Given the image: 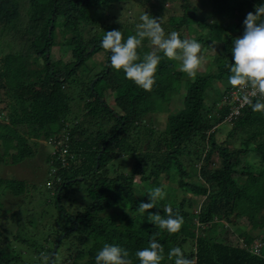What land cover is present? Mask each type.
Wrapping results in <instances>:
<instances>
[{"label":"trees","instance_id":"obj_1","mask_svg":"<svg viewBox=\"0 0 264 264\" xmlns=\"http://www.w3.org/2000/svg\"><path fill=\"white\" fill-rule=\"evenodd\" d=\"M151 1L0 0V168L32 170L37 157H43L47 168L38 187L44 196L37 200L41 210L31 197H23L31 182L0 177V216L18 220L39 214L32 219L33 224L37 221L34 234L20 233L30 221L21 227L23 220H18L15 226L20 241L34 254L15 253L0 231V264H18L21 256L43 264L42 255L50 258L57 239L53 264H59L64 251L68 259L62 264H95L105 244L121 246L133 264H139L135 253L153 239L163 245L161 264H174L175 258H169L174 247H181L195 264H264V257L252 252L254 234H238L235 243L227 240L228 229L241 217L264 232V113L242 105V93L228 84L233 42L243 35L247 13L262 0H199L197 5L192 0H162L177 2L180 10L161 22L166 34L176 31L183 39L184 31L199 28L196 39L204 63L195 78L147 38L138 50L141 57L152 51L161 56L150 92L112 68L109 51L104 65L91 62L88 67L92 55L105 51L104 32L134 35L141 21L126 14L132 6ZM97 9L107 13L99 15ZM213 43L216 51H206ZM55 46L68 49L66 60H52ZM161 110L167 111L168 130L147 127V116ZM227 116L230 130L219 144L211 128ZM39 141L47 145L46 153ZM250 151L260 157L258 172L249 173L247 181L233 178L248 172L239 156ZM213 152L219 165L211 161ZM171 185L181 200L171 193ZM155 187H162L167 196L149 211L166 217L165 209L171 207L179 213L184 222L178 233L150 223L147 213L138 211L141 202H150ZM5 192L28 202L20 209L31 214L10 213L11 200L5 201L7 207L1 200ZM50 205L54 217L46 214ZM40 226L45 230L37 241Z\"/></svg>","mask_w":264,"mask_h":264},{"label":"clouds","instance_id":"obj_2","mask_svg":"<svg viewBox=\"0 0 264 264\" xmlns=\"http://www.w3.org/2000/svg\"><path fill=\"white\" fill-rule=\"evenodd\" d=\"M136 32L124 38L120 30L104 32L101 47L110 52V66L122 71L125 79L145 91H152L156 84V73L161 56L157 51L144 54L138 51L147 38L157 50L169 59L180 62V70L189 77L195 78L204 63L202 45L197 39L181 38L176 31L165 33L161 20L144 13L139 17ZM243 35L235 38L231 48L230 75L228 84L242 93V105L250 106L253 112L264 113V0L248 12L243 21ZM167 196L162 187H155L149 197L150 202H141L138 211L147 213L148 221L165 229L169 233H178L183 225V217L173 213L171 207L165 209L166 217L159 212L149 210L155 208L156 202ZM254 242V241H253ZM242 243V241H241ZM263 246V244H262ZM261 252L258 256H261ZM163 245L158 240H151L149 246L138 250L135 256L139 264H161L164 259ZM174 257V264H195L194 259L185 256L181 247H174L169 258ZM95 264H133L126 249L116 244H105L96 253ZM43 264H53L47 255H42Z\"/></svg>","mask_w":264,"mask_h":264},{"label":"rangeland","instance_id":"obj_3","mask_svg":"<svg viewBox=\"0 0 264 264\" xmlns=\"http://www.w3.org/2000/svg\"><path fill=\"white\" fill-rule=\"evenodd\" d=\"M192 1H193V4L195 5L199 0H192ZM148 3L147 2L141 3L142 6H136V5L132 6L131 12L128 11V14H126V15H131V16L135 17V19H139L140 15L144 11H146V12H150L151 13L150 15L152 17L159 18L161 20V22L164 23V22L168 21V18L170 16L177 15L180 13L179 4L177 2L175 3L172 1L167 2V1H162V0H154V1H151ZM102 10L103 9H97L94 11L96 13H99V15H102V14L104 15L105 13H107L106 11H104V10L102 11ZM113 12H114V9L109 11L108 13L112 14ZM201 15H202V12H199L198 17ZM245 18H246V16H245ZM111 20H112V16H111ZM196 29L199 30V28L197 26H196ZM198 30H196V31H194V30L184 31L183 32L184 37L187 39H196L197 34H198ZM150 44H151V42H150ZM216 48H218V45L213 43V44L209 45L205 50L208 52L214 53L216 51ZM59 49H60L59 46H55L53 48V52H52V56H51L52 60L55 61L58 58H60L62 60H66L68 58V55H67L68 49L65 48V50H63V51L59 50ZM103 50H105V49H103ZM106 51L107 50L100 51V52L92 55L90 57V59L87 61L88 67L91 66V62L96 64V65H104L106 63V55H107ZM83 67L84 66H81L78 69V71L82 72ZM1 106H3L2 103L0 104V107ZM166 114H167V111L161 110L158 113L150 114L151 117H150V115H148L146 118V122H145L147 127H155L157 130L167 131L168 130V123L166 121ZM230 126H231V124H230L229 116H227L225 118L224 122L216 124L214 127L211 128V130L214 131V138H215L216 142H218L219 144L225 143V141L227 140V134L230 130ZM156 135L158 136V131H157ZM198 141L199 140L197 139V142H195V144H196V146L199 147V150H202L203 145H202V143H200ZM229 141L234 143L235 137L234 138L231 137V139ZM39 142H40L41 149L42 150L44 149L45 153H46V151L48 150L47 145L44 144V142H42V141H39ZM40 146H39V144L37 145L38 148ZM39 151H40V148H39ZM41 156H44V154H41ZM239 157H240L239 159L242 160L241 163L244 165V167H246L248 169V172L242 173V175L237 174V176H236V174H232L231 176L233 178L245 177V181H247L249 179V176H248L249 173L255 174L258 172L259 167L261 165V160H260V157L257 155V153H255L254 151L247 152L246 154H241V156H239ZM42 159H43V157L42 158L41 157L36 158V160L38 162L35 163V166L32 170H30L26 167L17 166V165H11V166H9V168L8 167L0 168V177H2V178H15V179H20V180L27 179L29 184H30V182L33 184V185L29 186L28 192L26 194H24L23 197L25 200L28 199L29 197H31L32 198L31 203H34L36 206H39L40 210L42 209V207H41L42 203H38L37 200L44 198V196L40 194L38 187L39 186L41 187L40 184H43L45 182V180L40 181V179L43 178V175L47 170L46 165L43 163ZM211 161H214V163L216 165L220 164V160L218 158L217 152L212 153ZM31 164H34V161H32ZM197 173L198 172H196V174ZM49 183L50 182H48L47 185H50ZM168 184H169V181L164 182V185H168ZM171 187H172V185H171ZM172 188H173V192H171V193L176 194V196H177L176 200L177 201L181 200L182 194L176 188V185H175V187H172ZM5 194H6V192L4 193L3 196H1V200L3 201L5 207L8 206V204H5V201L7 199L11 200V204H9V205L11 206V208L13 210H10V213L13 211V213H16V214H31L30 212H22L24 210V208L27 207L28 202L23 201V199L21 197H14L10 193H8L7 196ZM29 207H31V204L29 205ZM20 208L22 209V211ZM50 208H53L52 205H50L45 210L46 214L48 216L50 215V211L52 212V210ZM37 212H39L38 209L34 210L32 212V214H35ZM38 215L39 214H35V217H28V218L26 217L24 219L21 218V216H20L19 217L20 219H18V220L19 221L23 220V223L19 226L24 227L22 225H26L28 223V221H30L28 227L22 228L23 230L20 229V233L30 232L31 234H34L33 226L37 223V221L35 222V224H33L34 222L32 219H35ZM51 217H54V216H51ZM2 220L5 224L0 223V226L4 225V228H2L0 231H2L3 236H5L8 240H11V241H9V244H11L13 246V250L15 251V253L19 254V252L23 251L24 253L30 254L32 256L34 254V250L33 249L29 250L28 249L29 246L26 247L25 244L23 242H21L19 239L22 237V235H19L18 232H15L17 230L15 228V226L18 225V220L12 219L10 217L7 218L6 215L0 216V221H2ZM244 222H245L244 218H242V217L237 218L235 225L230 226V228L228 229L229 231L227 232V235H228L227 240L232 242V243H235L237 240L236 238L240 237L239 235L241 233H242V236L240 238L246 237L247 235H249V233H252V234H254L253 236H255V238H256V239H254V241L260 240L263 243L264 242V238H263L264 232L259 231L254 226L248 225L247 222H245V223ZM44 230H45V228L43 226L39 227L40 234L36 238L37 241H40L42 239V235H43L42 232H44ZM216 230L218 232V229H216ZM29 242H31V241H29ZM57 248H58V246H57ZM186 249L188 251H190V250L194 249V247H186ZM62 251H64V250H62ZM259 257H262V258L264 257V249L261 253V256H259ZM67 259H68V256L65 253V251L63 252V254L61 252L60 257L58 259L59 264H62ZM22 261H24L28 264H34V262L31 259H29L27 257L24 258L23 256H21L19 258L18 264L22 263ZM85 261H86L85 258H83L81 260V262H85Z\"/></svg>","mask_w":264,"mask_h":264},{"label":"built area","instance_id":"obj_4","mask_svg":"<svg viewBox=\"0 0 264 264\" xmlns=\"http://www.w3.org/2000/svg\"><path fill=\"white\" fill-rule=\"evenodd\" d=\"M236 114V111H233L230 116H234ZM261 247H262V244L259 240H255L253 243H252V252L255 253L256 255H259L260 252H261Z\"/></svg>","mask_w":264,"mask_h":264},{"label":"water","instance_id":"obj_5","mask_svg":"<svg viewBox=\"0 0 264 264\" xmlns=\"http://www.w3.org/2000/svg\"><path fill=\"white\" fill-rule=\"evenodd\" d=\"M63 235H64V234H63ZM61 237H62V236H61ZM59 240H60V239H57L56 244H55V246H54L53 249H52V252H51L50 258L53 257V255H54V253H55V251H56V249H57V246H58Z\"/></svg>","mask_w":264,"mask_h":264}]
</instances>
